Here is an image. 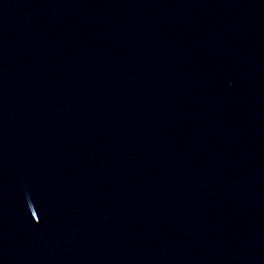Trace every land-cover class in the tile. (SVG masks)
I'll return each instance as SVG.
<instances>
[{"label":"water","instance_id":"obj_1","mask_svg":"<svg viewBox=\"0 0 264 264\" xmlns=\"http://www.w3.org/2000/svg\"><path fill=\"white\" fill-rule=\"evenodd\" d=\"M0 264H264V0H0Z\"/></svg>","mask_w":264,"mask_h":264}]
</instances>
